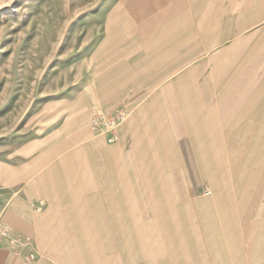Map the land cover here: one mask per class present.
<instances>
[{"label": "rangeland", "instance_id": "obj_1", "mask_svg": "<svg viewBox=\"0 0 264 264\" xmlns=\"http://www.w3.org/2000/svg\"><path fill=\"white\" fill-rule=\"evenodd\" d=\"M175 15L183 21L184 64L197 67L205 84H215L202 88L205 94L215 91L222 103L226 98L221 114L233 116L221 122L226 138L245 146V167L255 152L246 148L255 142L257 122L264 132V110L259 118L251 112L239 118L229 107L243 101L249 111L258 96L264 108V0H0V264H199L174 261L194 252L189 245L175 246L192 239L190 219L175 209L147 216L154 229L141 230L138 215L133 232L121 223L119 231L107 232L103 242L111 245L103 247L82 245L74 216H66L65 229L58 231L39 230L41 222L32 221L48 207V189L40 192L39 185L52 184L53 177L63 182L69 169L53 166L54 160L70 157L71 151H64L70 142L79 145L112 131L108 122L92 125L97 114L115 113L96 109L97 85L109 63L101 60L97 67V44L128 24L131 32L114 35V47H124L126 37L142 38L149 20ZM81 116L83 124L75 125ZM84 129L86 137L74 132ZM56 132L74 136L46 151ZM259 157L264 158V134ZM30 188L35 192L29 194ZM181 205L168 200L169 210ZM69 256L72 262L60 260Z\"/></svg>", "mask_w": 264, "mask_h": 264}, {"label": "crops", "instance_id": "obj_2", "mask_svg": "<svg viewBox=\"0 0 264 264\" xmlns=\"http://www.w3.org/2000/svg\"><path fill=\"white\" fill-rule=\"evenodd\" d=\"M170 17L149 20L142 38L126 37L124 47H114V35L131 32L128 24L105 41L102 38L101 46L97 44V67L101 60L109 63L97 85L96 109L115 113L125 109L127 116L115 128L116 137L111 131L79 145L70 142L71 147L64 150L71 151L70 157L53 163L69 168L64 181L53 177L52 184L39 185L40 192L48 189V207L42 215L34 214L32 221L41 222L39 230L58 231L65 229L66 216H74L82 245L103 247L111 245L104 244V236L119 231L121 223L133 232L138 215L144 224L141 230L154 229L148 227L151 218L147 216L173 214L175 209V214L186 215L192 224V239L177 241L175 246L189 245L194 252L191 259L174 261L264 264V158L259 157L263 126L257 122L254 127L255 142L246 149L255 152L244 167L245 146L226 138L221 122L233 116L221 114L226 98L222 103L215 91L205 94L202 88L215 84H205L208 80L200 78L197 67L185 66L182 16ZM130 39H134L131 45ZM109 94L115 95L112 101H104ZM242 103H231L229 112L235 110L239 118L244 112L255 113V118L263 114L261 97L256 96L255 107L249 111ZM85 118H75V125H82ZM87 131L74 130L81 137L88 136ZM54 136L46 151L74 134L56 132ZM235 152H239V164ZM28 191L35 192L33 188ZM170 199H179L182 205L169 210ZM60 260L73 261L71 256Z\"/></svg>", "mask_w": 264, "mask_h": 264}, {"label": "built area", "instance_id": "obj_3", "mask_svg": "<svg viewBox=\"0 0 264 264\" xmlns=\"http://www.w3.org/2000/svg\"><path fill=\"white\" fill-rule=\"evenodd\" d=\"M127 115L126 110L122 109L119 110L118 112L114 113L111 115L110 118H106L103 114H97L96 116L93 117V126L95 127H99V123H110L111 128H112V135L113 137H116V132H115V128L119 125V123L125 119ZM31 257L33 260H36V255L35 254H31ZM31 262V261H30Z\"/></svg>", "mask_w": 264, "mask_h": 264}]
</instances>
